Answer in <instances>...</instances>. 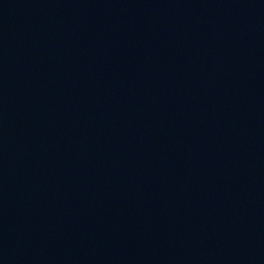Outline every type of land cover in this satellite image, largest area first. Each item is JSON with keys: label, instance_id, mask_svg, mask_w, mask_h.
<instances>
[{"label": "water", "instance_id": "water-1", "mask_svg": "<svg viewBox=\"0 0 264 264\" xmlns=\"http://www.w3.org/2000/svg\"><path fill=\"white\" fill-rule=\"evenodd\" d=\"M0 264H264V0H0Z\"/></svg>", "mask_w": 264, "mask_h": 264}]
</instances>
